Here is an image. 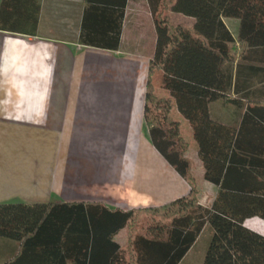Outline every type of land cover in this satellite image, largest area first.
Masks as SVG:
<instances>
[{
	"label": "trees",
	"instance_id": "16d2710c",
	"mask_svg": "<svg viewBox=\"0 0 264 264\" xmlns=\"http://www.w3.org/2000/svg\"><path fill=\"white\" fill-rule=\"evenodd\" d=\"M147 1L156 40L144 119L188 191L127 209L99 201L0 202V236L19 243L0 264H178L205 224L213 231L202 264H264V236L243 225L245 217L264 218V90L248 89L253 77L264 81V0ZM125 2L85 0L79 42L118 48ZM170 10L194 23L172 22ZM38 12V0H0V29L34 33ZM223 16L238 20L235 37ZM156 87L169 94H156ZM219 99L243 109L237 124L213 117L210 104ZM173 108L191 126L204 178L217 186L209 204L199 201ZM121 228L123 243L115 239Z\"/></svg>",
	"mask_w": 264,
	"mask_h": 264
},
{
	"label": "crops",
	"instance_id": "0c3cea01",
	"mask_svg": "<svg viewBox=\"0 0 264 264\" xmlns=\"http://www.w3.org/2000/svg\"><path fill=\"white\" fill-rule=\"evenodd\" d=\"M38 1L34 33L0 29V202L99 201L127 209L186 193L185 179L151 142L143 114L156 40L148 1L126 0L116 49L79 42L85 0ZM173 16L174 23L195 20L170 10ZM223 21L235 37L238 20ZM252 81L248 89L264 90V81ZM155 92L169 94L161 87ZM210 109L232 124L243 110L221 99ZM178 120L182 127L189 124L183 116ZM194 142V159L189 156L197 164L198 198L205 205L217 186L204 178ZM243 225L264 236V218L248 216ZM212 231L205 224L178 264H202ZM18 244L0 237V262Z\"/></svg>",
	"mask_w": 264,
	"mask_h": 264
},
{
	"label": "rangeland",
	"instance_id": "374dc122",
	"mask_svg": "<svg viewBox=\"0 0 264 264\" xmlns=\"http://www.w3.org/2000/svg\"><path fill=\"white\" fill-rule=\"evenodd\" d=\"M169 15H170V11H169ZM178 19V16H173V17H171L170 18V20L172 21V22H174L175 20H177ZM171 116L172 117H174V118H180V117H182V115L177 111V109L176 108H174L172 111H171ZM186 123V122H185ZM183 124V127H182V134H184V135H186V136H188V137H190L191 138V145H192V147L190 146L189 148H188V154L191 156V157H193V159H194V156H193V145L195 144V140H194V138H193V135H192V129H191V126H190V124H188V122H187V124L188 125H186V124ZM196 166H197V164H196V162H195V160L193 161V170H194V173H195V176H196V178H199V177H197V172H195V169H196ZM199 179H197V181H198ZM198 190H199V188H198ZM0 237H2V236H0ZM115 239L118 241V242H120V243H123L124 241H125V228H121L118 232H117V234L115 235Z\"/></svg>",
	"mask_w": 264,
	"mask_h": 264
}]
</instances>
